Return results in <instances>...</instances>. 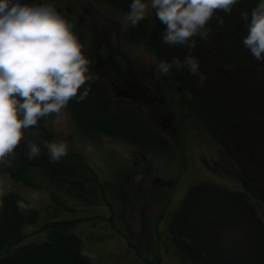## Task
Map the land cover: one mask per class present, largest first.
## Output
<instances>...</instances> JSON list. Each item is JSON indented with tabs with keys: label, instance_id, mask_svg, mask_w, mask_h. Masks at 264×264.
<instances>
[{
	"label": "trees",
	"instance_id": "1",
	"mask_svg": "<svg viewBox=\"0 0 264 264\" xmlns=\"http://www.w3.org/2000/svg\"><path fill=\"white\" fill-rule=\"evenodd\" d=\"M97 1L125 15L130 10L131 0ZM21 2L51 4L44 0ZM257 3L258 0H240L231 14L217 10L206 25L210 29L207 38L194 37L196 46L192 49L186 45L164 44V26L156 19L155 12L148 13L137 27L129 25L128 28L131 41H145L158 60L171 62L178 58L183 62L188 55L198 59L197 74H191L187 65L183 68L173 66L170 75H162V80L178 96L182 113L196 118L239 169L243 191L228 190L216 183H199L192 186L175 212L170 224L172 240L194 264H264V218L256 206V203L264 205V61L256 60L243 46L247 29L241 19V13L250 14ZM54 6L72 23L66 11ZM98 66L93 72L98 78L86 85L90 87L87 98L79 103L70 101L68 105L80 128L85 133L125 139L146 150L169 152L171 142L167 141L165 133L169 131L166 122L171 121L168 116L171 105L164 107L156 89L141 83L139 71L131 65L114 71L117 65L109 60ZM111 73L122 76L127 83L126 90L129 87L138 89V94L145 96V102L139 106L135 104V95H123L124 100L117 97L118 101L109 99L104 80L108 86L114 84ZM118 87L115 84L116 91ZM142 106L150 108L154 117L151 121L141 113ZM47 118L38 120L32 129L44 130L45 142L59 143L57 136L46 128ZM45 142L39 146L41 155L32 160L26 155L29 150L22 146L6 157L10 166H5V171L12 179L32 184L27 172L46 164L58 180L67 184L66 177L74 174L75 169L70 167L68 158L58 163L50 162ZM68 153L80 157L70 149ZM19 200L32 204L19 194H3L0 190L3 203L0 208V264H95L83 254L81 239L72 231L76 220L49 222L44 226L49 232L46 242L15 248L25 238V226L36 223L40 217L39 209L33 204L32 208L21 211L17 207Z\"/></svg>",
	"mask_w": 264,
	"mask_h": 264
},
{
	"label": "rangeland",
	"instance_id": "2",
	"mask_svg": "<svg viewBox=\"0 0 264 264\" xmlns=\"http://www.w3.org/2000/svg\"><path fill=\"white\" fill-rule=\"evenodd\" d=\"M44 1L70 15L84 54L91 60L92 72L109 60L117 65L114 71L131 65L139 71L141 83L156 89L163 106L171 105V121L166 122L169 131L165 133L171 146L169 152L146 150L125 139L85 133L69 107L62 110L59 119L55 113L49 114L46 128L80 157L62 158H68L75 169L66 177L67 184L58 180L46 164L27 172L32 184L12 179L0 164L1 192L25 197L40 214L36 223L25 226V238L15 248L46 242L47 223L70 219L77 221L72 231L81 239L83 254L95 264H194L172 240L170 224L175 212L192 186L199 183L243 191L237 165L196 118L182 113L178 96L167 88L153 63L159 61L155 53L145 41L129 38V26L121 22L125 14L97 0ZM153 12L148 9L149 14ZM109 75L115 81L108 86L104 80L109 99L118 101L123 95H135V104L145 102L138 89L126 90L122 76ZM115 84L119 86L117 91ZM140 111L148 120L154 118L149 107L142 106ZM24 133L17 148L29 150V141L38 146L45 142L44 130L29 128ZM256 206L264 218V205Z\"/></svg>",
	"mask_w": 264,
	"mask_h": 264
},
{
	"label": "clouds",
	"instance_id": "3",
	"mask_svg": "<svg viewBox=\"0 0 264 264\" xmlns=\"http://www.w3.org/2000/svg\"><path fill=\"white\" fill-rule=\"evenodd\" d=\"M240 0H131L129 11L121 21L137 27L147 18L148 9L164 26L162 42L172 46L195 48L194 37L207 38L206 25L221 10L231 14ZM241 19L247 29L242 43L256 60L264 61V0H258L251 13ZM75 25L62 17L53 4H27L21 0H0V164L14 154L25 137L24 130L37 126L38 120L55 113L59 119L70 101H84L91 82L98 77L91 71V60L74 32ZM159 73L168 76L173 66L185 65L191 74L199 72V61L188 55L153 61ZM204 77L201 76V82ZM83 88V91L81 89ZM29 160L41 155L35 143L28 142ZM49 159L58 163L68 153L64 142H45ZM7 190V189H5ZM35 199V195H33ZM3 203L0 202V208ZM24 211L32 204L17 201Z\"/></svg>",
	"mask_w": 264,
	"mask_h": 264
}]
</instances>
